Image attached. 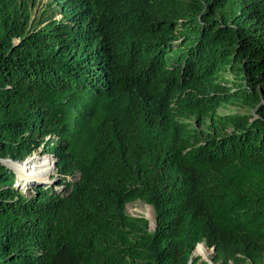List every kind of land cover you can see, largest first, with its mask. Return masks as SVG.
<instances>
[{
    "label": "trees",
    "instance_id": "16d2710c",
    "mask_svg": "<svg viewBox=\"0 0 264 264\" xmlns=\"http://www.w3.org/2000/svg\"><path fill=\"white\" fill-rule=\"evenodd\" d=\"M39 1L0 0V160L55 180L0 161V264H264V0Z\"/></svg>",
    "mask_w": 264,
    "mask_h": 264
},
{
    "label": "rangeland",
    "instance_id": "374dc122",
    "mask_svg": "<svg viewBox=\"0 0 264 264\" xmlns=\"http://www.w3.org/2000/svg\"><path fill=\"white\" fill-rule=\"evenodd\" d=\"M50 2V0H40L39 4L37 7H35V14L34 16H36V18H39L40 13L42 12L43 8L46 6V4ZM57 18H60L59 15L56 16ZM247 110V108L245 106H240L239 104H233V105H229L223 109L220 110L221 113L223 112H243ZM186 122H188L191 126L197 128V129H202V126H199L197 124V122L193 119V118H189L185 120ZM42 149H43V145H41L40 147H38L36 150H34L32 153H30L29 155H27L26 157H24L23 160H20L22 162L27 161L25 164H27V166L32 165L34 162H39V161H46L47 159H51V156L49 155H43L42 154ZM29 162V163H28ZM12 167V166H11ZM14 170V173L16 174V179L18 180V172L16 170V168L13 166L12 167ZM55 168V169H54ZM56 172V167H53V171L50 174V182H53L55 180L54 178V173ZM19 182V180H18ZM126 212L131 215V216H136V217H143L148 221V228L149 230H153L154 226H155V222H154V210L152 208V206H150L149 204H146L142 201L136 200L133 202H130L129 204H127L126 206ZM199 244H202L204 246V248L206 249L207 253H208V258H204L201 255L197 254V247L195 249L194 252V256L193 258H199V262L200 261H206V260H210L212 261V256L214 254V251L212 249V247H209L206 245L205 242H201ZM213 264H220V263H213Z\"/></svg>",
    "mask_w": 264,
    "mask_h": 264
},
{
    "label": "bare ground",
    "instance_id": "6f19581e",
    "mask_svg": "<svg viewBox=\"0 0 264 264\" xmlns=\"http://www.w3.org/2000/svg\"><path fill=\"white\" fill-rule=\"evenodd\" d=\"M25 163H10L12 167L14 166L16 168L19 177V184L23 189L26 186L28 187L32 183L49 182L51 180L50 174L53 171V164L51 163L50 159H47L46 161L34 162L32 165L29 166H27V164ZM197 246V254L201 255L204 258H208V253L204 246L202 244H198Z\"/></svg>",
    "mask_w": 264,
    "mask_h": 264
},
{
    "label": "water",
    "instance_id": "95a60500",
    "mask_svg": "<svg viewBox=\"0 0 264 264\" xmlns=\"http://www.w3.org/2000/svg\"><path fill=\"white\" fill-rule=\"evenodd\" d=\"M2 163H4L6 166H8V167H11V165H10V163H12V164H22V163H25V162H27V161H24V162H22V161H12V160H10V159H6V160H0ZM54 167H56V165H55V163H54ZM196 247H197V245H196ZM195 247V248H196ZM212 249H213V251H214V248L212 247ZM195 250V249H194ZM193 256H194V251L192 252V255H191V257L193 258ZM206 262H208V264H213V262L212 261H210V260H206ZM190 264V263H189Z\"/></svg>",
    "mask_w": 264,
    "mask_h": 264
},
{
    "label": "built area",
    "instance_id": "2783aa9c",
    "mask_svg": "<svg viewBox=\"0 0 264 264\" xmlns=\"http://www.w3.org/2000/svg\"><path fill=\"white\" fill-rule=\"evenodd\" d=\"M51 163L53 164L54 167L55 159L53 157H51Z\"/></svg>",
    "mask_w": 264,
    "mask_h": 264
}]
</instances>
